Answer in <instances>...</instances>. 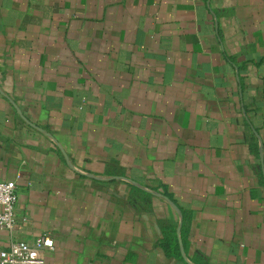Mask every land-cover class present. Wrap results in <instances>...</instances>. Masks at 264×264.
<instances>
[{
    "label": "crops",
    "instance_id": "obj_1",
    "mask_svg": "<svg viewBox=\"0 0 264 264\" xmlns=\"http://www.w3.org/2000/svg\"><path fill=\"white\" fill-rule=\"evenodd\" d=\"M9 180L42 264H264V0H0Z\"/></svg>",
    "mask_w": 264,
    "mask_h": 264
},
{
    "label": "built area",
    "instance_id": "obj_2",
    "mask_svg": "<svg viewBox=\"0 0 264 264\" xmlns=\"http://www.w3.org/2000/svg\"><path fill=\"white\" fill-rule=\"evenodd\" d=\"M17 202L16 183L0 181V229H13ZM52 247L53 240L48 235L37 237L33 243L12 241L7 248L0 245V264H42L41 252Z\"/></svg>",
    "mask_w": 264,
    "mask_h": 264
},
{
    "label": "trees",
    "instance_id": "obj_3",
    "mask_svg": "<svg viewBox=\"0 0 264 264\" xmlns=\"http://www.w3.org/2000/svg\"><path fill=\"white\" fill-rule=\"evenodd\" d=\"M172 245H169V246H171L172 248H174L175 247V241H172V242H170ZM174 244V245H173Z\"/></svg>",
    "mask_w": 264,
    "mask_h": 264
}]
</instances>
